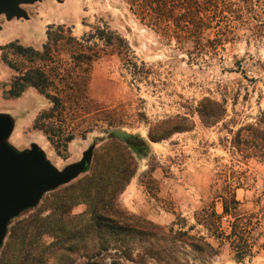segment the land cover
Returning a JSON list of instances; mask_svg holds the SVG:
<instances>
[{
    "label": "rangeland",
    "instance_id": "1",
    "mask_svg": "<svg viewBox=\"0 0 264 264\" xmlns=\"http://www.w3.org/2000/svg\"><path fill=\"white\" fill-rule=\"evenodd\" d=\"M166 1L175 14L158 21L155 0L147 16L127 0H36L19 6L25 17L0 14V114L13 120L6 143L19 152L36 145L60 171L92 145L93 169L98 156L118 145L129 153L135 175L116 204L158 227L145 239L127 238L132 252L111 249L92 256L99 238L73 230L84 221L75 217L89 209L80 182L87 171L9 221L0 247L3 264H264V140L247 128L264 111V37L229 21L227 37L218 34L215 20L195 28L178 17L182 0ZM50 24L70 27L77 37L106 26L129 51L124 56L108 49L93 62L88 88L93 111L72 122L50 119L35 127L51 104L33 88L18 98L5 94L15 73L3 55L23 63L1 47L17 41L41 49ZM123 133L133 138L126 142ZM232 197L236 210L227 214L223 202ZM213 212L223 237L202 224L200 218L213 220ZM237 221L247 245L243 258L226 238ZM181 230L204 237L212 248L193 249L181 241Z\"/></svg>",
    "mask_w": 264,
    "mask_h": 264
},
{
    "label": "trees",
    "instance_id": "2",
    "mask_svg": "<svg viewBox=\"0 0 264 264\" xmlns=\"http://www.w3.org/2000/svg\"><path fill=\"white\" fill-rule=\"evenodd\" d=\"M127 1L143 16L148 15L154 2V0ZM155 1L157 5L153 10L158 15L157 21L164 14L174 16L173 5L166 0ZM179 12L178 17L185 19L187 25L191 22L195 23L194 25L197 26L195 28L205 26L207 20H215L220 36H229L231 26L228 23L232 22L248 27L255 37H264V0H194V5L190 0H182ZM220 19H224L225 22H220ZM1 49L11 51L23 63L16 64L8 60L6 53L3 55V61L15 73L5 94L9 98H18L28 88H33L51 104L48 111L40 113L35 119V127L40 122L50 119L61 124L72 122L93 111L94 103L88 96L93 62L108 49L124 56L129 51L125 41L106 26H94L92 31L77 37L73 35L70 27L63 24L47 26L46 41L41 49L22 45L17 41H11ZM212 118L214 121L217 120L215 115ZM263 123L264 111L257 126H247L248 130L260 140H264V129L260 128ZM42 126L39 128L47 135V131ZM121 137L126 142L133 138L127 133H123ZM71 139L72 137L69 136L66 141ZM133 148L141 156H145V153L140 152L135 146ZM112 149L110 153L105 152L98 156L95 167L89 168V174L80 181L85 186L81 197L88 200L89 209L75 217L84 221L79 229L75 226L73 230L75 235L82 233L90 239L94 236L99 238L92 256L101 255L111 249L116 253L132 252L133 245L125 242L127 238L145 239L158 228L153 223L120 209L116 204L118 196L135 175V167L129 153L123 152L118 145H113ZM120 158L127 159V164L120 163ZM236 204L235 197L225 199L223 211L232 214L236 210ZM211 217L213 220L201 217L202 224L213 235L223 237L219 229V216L213 212ZM235 218L237 219V216ZM237 224L238 221L231 224V234L226 238L231 240L237 258H243L247 252V245L237 231ZM179 235L182 242L197 251L212 248L204 237L189 235L187 231L182 230ZM145 254L148 256L151 253Z\"/></svg>",
    "mask_w": 264,
    "mask_h": 264
},
{
    "label": "water",
    "instance_id": "3",
    "mask_svg": "<svg viewBox=\"0 0 264 264\" xmlns=\"http://www.w3.org/2000/svg\"><path fill=\"white\" fill-rule=\"evenodd\" d=\"M36 0H0V14L7 18L26 16L21 4ZM13 120L0 114V247L9 221L21 211L34 207L47 192L65 185L89 170L95 146H90L76 163L62 171L46 160L36 145L19 152L6 143Z\"/></svg>",
    "mask_w": 264,
    "mask_h": 264
},
{
    "label": "flooded vegetation",
    "instance_id": "4",
    "mask_svg": "<svg viewBox=\"0 0 264 264\" xmlns=\"http://www.w3.org/2000/svg\"><path fill=\"white\" fill-rule=\"evenodd\" d=\"M0 264H3L2 262H0Z\"/></svg>",
    "mask_w": 264,
    "mask_h": 264
},
{
    "label": "bare ground",
    "instance_id": "5",
    "mask_svg": "<svg viewBox=\"0 0 264 264\" xmlns=\"http://www.w3.org/2000/svg\"><path fill=\"white\" fill-rule=\"evenodd\" d=\"M19 34V33H18Z\"/></svg>",
    "mask_w": 264,
    "mask_h": 264
}]
</instances>
